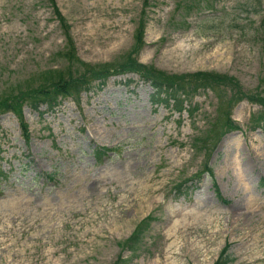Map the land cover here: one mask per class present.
Instances as JSON below:
<instances>
[{"label": "rangeland", "instance_id": "374dc122", "mask_svg": "<svg viewBox=\"0 0 264 264\" xmlns=\"http://www.w3.org/2000/svg\"><path fill=\"white\" fill-rule=\"evenodd\" d=\"M55 3L84 63L130 57L237 89L208 81L179 114L138 74L113 73L53 109L23 104L28 140L0 113V264H214L225 246L230 264H264V125L246 98L264 96V0ZM64 40L48 0H0V96L62 69ZM148 216L137 249L122 248Z\"/></svg>", "mask_w": 264, "mask_h": 264}, {"label": "trees", "instance_id": "16d2710c", "mask_svg": "<svg viewBox=\"0 0 264 264\" xmlns=\"http://www.w3.org/2000/svg\"><path fill=\"white\" fill-rule=\"evenodd\" d=\"M50 6L53 9L58 21L64 28L65 42L64 47L60 51H57V56L60 59L65 60L66 65L62 69H47L38 74L39 82L36 85L26 86L25 89L18 88L11 89V92L7 95L0 96V113L11 111L13 112L17 119L19 120V125L21 127L22 133L26 140H28V129L24 122L22 115V106L27 103L33 109H38L40 105L45 104L47 109H53L59 104L60 99L72 97L77 99L80 93L87 89L89 85L94 81L102 82L107 79L111 74H125L128 72H134L139 75V77L147 82L152 93L150 95V101L154 105L164 104L167 107L172 108L179 114L186 108L184 103L193 97V93L200 87H214L207 83L208 81L219 82V85L225 87L228 86L231 90H236V84L232 83L231 78L220 77L217 75L206 74V73H196V74H168L160 71L151 66H146L141 63H137L130 57L123 60V63L119 64H89L82 62L76 53L74 41L70 38L68 26L64 20V17L60 13L55 0H48ZM179 2V1H178ZM177 2V3H178ZM193 7L192 3H186V12H188ZM260 24H264V17L261 18ZM143 23L139 25L138 31L136 33V40L138 44L141 43V35L143 32ZM223 79H220V78ZM210 85V86H209ZM245 96L250 102L256 103L261 106L259 114L253 117V124L264 125V96ZM244 97V96H243ZM239 97L238 99H242ZM237 99V100H238ZM233 101V100H231ZM190 106V102L188 103ZM190 108H188L189 110ZM191 110V109H190ZM189 110V115H192L194 110ZM227 126V127H226ZM225 127L227 130L237 129V125L230 118L226 119ZM112 148L100 147L97 148L96 158L99 160L102 152L110 150ZM106 151V152H107ZM212 174L211 170L204 166L203 169L198 171L192 178L198 179L204 172ZM51 178V175H49ZM185 180L178 183L175 187L178 191L180 187L184 184ZM152 217L148 216L141 220L134 228L132 233L127 237V239L120 243L122 248L134 251L143 234L148 229L151 223ZM119 258L117 259L118 262ZM121 260V259H120ZM124 261V260H123ZM121 261V262H123ZM232 257L227 252V246H225L217 260L214 264H230ZM115 261L113 264H117Z\"/></svg>", "mask_w": 264, "mask_h": 264}, {"label": "bare ground", "instance_id": "6f19581e", "mask_svg": "<svg viewBox=\"0 0 264 264\" xmlns=\"http://www.w3.org/2000/svg\"><path fill=\"white\" fill-rule=\"evenodd\" d=\"M248 164V163H247ZM249 165H251L250 163H249ZM234 215H236L235 213H234ZM241 215V214H240ZM238 216V215H237ZM241 217V216H240Z\"/></svg>", "mask_w": 264, "mask_h": 264}]
</instances>
